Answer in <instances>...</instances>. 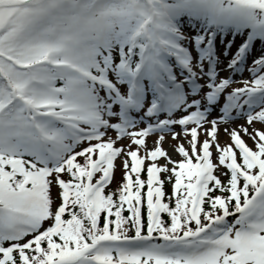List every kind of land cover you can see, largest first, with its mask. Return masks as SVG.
<instances>
[{
    "label": "snow or ice",
    "instance_id": "snow-or-ice-1",
    "mask_svg": "<svg viewBox=\"0 0 264 264\" xmlns=\"http://www.w3.org/2000/svg\"><path fill=\"white\" fill-rule=\"evenodd\" d=\"M0 264H264V0H0Z\"/></svg>",
    "mask_w": 264,
    "mask_h": 264
},
{
    "label": "rangeland",
    "instance_id": "rangeland-1",
    "mask_svg": "<svg viewBox=\"0 0 264 264\" xmlns=\"http://www.w3.org/2000/svg\"><path fill=\"white\" fill-rule=\"evenodd\" d=\"M220 67H221L222 69H225V67L223 66V64H221ZM220 74H221V76H229V75H233V78L235 79V81H237L236 83L233 84V87H240V86H242V83H240V82H241L242 80H246V79H249V78H250V72L247 71V70H245V71H243L242 73H239V74H237V75H234V74L230 73V71L226 68V70L221 71ZM257 126L259 127V125H257ZM109 134L112 135V136H115V135H116L114 132L109 133ZM201 139H203V137H201ZM221 141L225 142V138L223 137V135H221ZM223 142H222V143H223ZM125 143H127V141H125ZM175 143H177V141H173V140H171V138H169L168 141H167V143H166L164 146H165V148H168L169 151L171 152V145H173V144H175ZM249 143H251V141H249ZM149 144L151 145V138L149 139ZM172 156H173V158L176 159V160L181 159V157L178 156V155L175 154V153H172ZM119 170H120V169L118 168L117 171H116V175H117V173H118ZM221 171H222V170H221ZM218 174H221V173H218ZM116 175H115V176H116ZM221 178L224 179V177H223L222 175H221Z\"/></svg>",
    "mask_w": 264,
    "mask_h": 264
},
{
    "label": "trees",
    "instance_id": "trees-1",
    "mask_svg": "<svg viewBox=\"0 0 264 264\" xmlns=\"http://www.w3.org/2000/svg\"><path fill=\"white\" fill-rule=\"evenodd\" d=\"M240 42V39L237 38V44ZM122 176H123V172L122 170L120 169L117 173V175L115 176V182L112 186H110L111 188H115L122 180ZM65 179H67V177H65ZM165 189L166 191L170 194L171 193V185L169 184H166L165 185ZM55 191V190H54ZM107 191V190H106Z\"/></svg>",
    "mask_w": 264,
    "mask_h": 264
},
{
    "label": "bare ground",
    "instance_id": "bare-ground-1",
    "mask_svg": "<svg viewBox=\"0 0 264 264\" xmlns=\"http://www.w3.org/2000/svg\"><path fill=\"white\" fill-rule=\"evenodd\" d=\"M221 142H223V141H221Z\"/></svg>",
    "mask_w": 264,
    "mask_h": 264
}]
</instances>
